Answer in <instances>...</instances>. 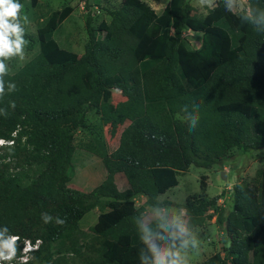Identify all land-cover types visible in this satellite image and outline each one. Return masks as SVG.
Returning a JSON list of instances; mask_svg holds the SVG:
<instances>
[{"label": "trees", "instance_id": "obj_1", "mask_svg": "<svg viewBox=\"0 0 264 264\" xmlns=\"http://www.w3.org/2000/svg\"><path fill=\"white\" fill-rule=\"evenodd\" d=\"M245 1L248 15L214 0L202 16L192 15L186 0H169L159 15L141 0H121L97 28L87 16L81 55L53 38L70 6L42 21L35 39L24 32L27 49L36 43L39 51L3 77L0 139L15 142L0 148V226L42 241L27 264H153L154 249L143 240L147 221L162 243L172 241L159 230H175L161 223L165 213L146 219L145 209L172 207L184 212L190 232L216 214L228 246L198 264H264V171L233 186L227 212L219 196L207 195L205 176L200 193L183 204L158 201L190 167L210 169L235 150H264V0ZM30 2L35 7L37 0ZM187 31L201 35L199 48L187 46ZM88 114L98 124L89 125ZM120 127L110 152L104 129L115 137ZM77 149L99 159L105 172L88 193L70 188ZM120 173L123 192L114 182ZM137 197L146 198L139 207ZM92 210L99 213L85 234L79 222ZM41 217H50L48 224Z\"/></svg>", "mask_w": 264, "mask_h": 264}, {"label": "rangeland", "instance_id": "obj_2", "mask_svg": "<svg viewBox=\"0 0 264 264\" xmlns=\"http://www.w3.org/2000/svg\"><path fill=\"white\" fill-rule=\"evenodd\" d=\"M141 1L146 2L159 15L169 0ZM186 1L194 9L191 13L192 15L204 16L206 14V8L210 9L214 7V0H204L205 6L201 3V0ZM227 1L229 4H232L231 9L236 15L249 14V7L245 0ZM120 2L121 0H37L36 6L32 7L30 0H22V4L24 5L23 12L28 17V22L22 24V27H24L25 33L32 35L35 39L36 29L41 25L42 21L52 12L59 11L65 6H70L73 8V13L55 31L53 38L62 49L81 55L88 38L85 29L87 16L89 15L91 18L92 27L97 28L102 21L109 22L110 18L107 15V11L117 9ZM184 41L189 48L197 49L200 46L201 35L187 31L184 33ZM38 51L39 47L36 43L31 51L27 49V44L22 46V54L13 55L5 62L9 68L8 74H13L18 71ZM121 100L120 93L114 91L113 103H118ZM242 112L247 113L245 109ZM87 118L89 125L98 124V118L93 114H88ZM123 128H119L115 137H111L107 129H104V139L110 152L117 147L119 134ZM85 130L87 128H83L77 132L76 143L82 135H85ZM260 170L264 171V150L250 154H245L241 150H235L225 162L217 164L210 169L190 167L188 171L178 176V185L160 196L159 201L166 200L177 205L183 204L188 195L200 193L199 179L205 176L207 195L209 197L219 196L220 199L217 205L224 212H227L232 203L231 193L233 186L236 183L250 182L255 177L257 171ZM222 173H225V180L221 177ZM68 175L71 179L70 188L84 193H88L102 184L105 178L100 160L81 149L76 150ZM119 176L123 177L118 178V189L121 191V182L124 183L126 180L123 175ZM142 201L143 199L138 198L136 200V206H141ZM170 209L175 210L178 215L183 212L176 207ZM166 212L167 210H151L146 208L144 215L149 218L151 215L164 214ZM97 215L98 211L92 210L81 219L79 225L83 233H88L87 230L95 224ZM214 216L216 217L215 212L209 222L191 232L201 241V244L199 245L198 251L193 249L191 244H189L186 251L190 253V264H198L217 253L221 254V256L224 255L223 249L227 248L228 244L222 240L223 230L219 225L215 224ZM181 219L184 220V212ZM186 238L188 237L186 236Z\"/></svg>", "mask_w": 264, "mask_h": 264}, {"label": "clouds", "instance_id": "obj_3", "mask_svg": "<svg viewBox=\"0 0 264 264\" xmlns=\"http://www.w3.org/2000/svg\"><path fill=\"white\" fill-rule=\"evenodd\" d=\"M231 7L232 4H229V10H231ZM23 8L24 5L20 0H0V58H3V60H0V93L4 92L6 82L3 77L9 71L5 61L13 55L22 54V46L27 44V41L23 39L25 33L22 24L28 22V17L24 14ZM262 16H264V13H262ZM8 87L14 89L15 84H8ZM6 143L11 144L13 142L0 139V145ZM165 215L167 218L162 220L161 223L175 231L169 232L160 229V236L168 237L172 242L170 244L162 243L159 237L153 235L151 221H147L148 230L145 232L143 239L145 247L150 244L154 249V264H190V253L186 250L191 244L192 248L198 251L201 241L185 227L186 222L181 219L183 212L178 215L175 210L169 209ZM41 218L45 224H48L50 217ZM64 223V220H57L58 225ZM185 236L188 238H185ZM21 239L19 235L9 234L8 227L0 226V264L11 262L17 256V241ZM177 240L180 241L179 246L176 244ZM41 243L42 241L37 240L34 246L31 241L24 240L25 247L22 251H32ZM141 255H143V252ZM147 258L145 257V259Z\"/></svg>", "mask_w": 264, "mask_h": 264}, {"label": "built area", "instance_id": "obj_4", "mask_svg": "<svg viewBox=\"0 0 264 264\" xmlns=\"http://www.w3.org/2000/svg\"><path fill=\"white\" fill-rule=\"evenodd\" d=\"M12 137L14 138L15 135H13ZM6 141H12L13 143H11V144L6 143L4 145H0V148L4 147V146H6V147H13L14 146L15 141L13 139L6 140ZM24 240L31 241L32 245L35 246L36 241L40 240V239H36V240L21 239V240H18L17 245H18V248L20 249L19 253L17 252V256L11 262H5V264H27L28 262H30L33 259L34 253H36L40 249L42 243L40 245H38L37 247H35L34 250L25 252V251H22L23 248L25 247ZM67 257H73V255L69 254V255H67Z\"/></svg>", "mask_w": 264, "mask_h": 264}, {"label": "crops", "instance_id": "obj_5", "mask_svg": "<svg viewBox=\"0 0 264 264\" xmlns=\"http://www.w3.org/2000/svg\"><path fill=\"white\" fill-rule=\"evenodd\" d=\"M119 175H123V174H116L115 175V177H114V182H115V185H116V187H117V189H118V178L120 177V178H123L122 176H119ZM124 176V175H123ZM104 177H105V172H104ZM125 178V177H124ZM123 180V179H122ZM126 180V179H125ZM121 188L120 189H122L121 191L118 189V191H120V192H123V191H125V190H127L128 189V185H127V182H124V183H122L121 182V186H120ZM143 199V201L141 202L142 203V205L145 203V200H146V198L145 197H137L136 199H135V206H136V200L137 199ZM158 201H159V198H158ZM137 207V206H136ZM99 213V212H98ZM154 215H161V214H154ZM98 216V215H97ZM153 215H151V217H152ZM145 218H148V217H146L145 216ZM150 218V217H149ZM148 218V219H149ZM81 229V228H80ZM82 230V229H81Z\"/></svg>", "mask_w": 264, "mask_h": 264}, {"label": "water", "instance_id": "obj_6", "mask_svg": "<svg viewBox=\"0 0 264 264\" xmlns=\"http://www.w3.org/2000/svg\"><path fill=\"white\" fill-rule=\"evenodd\" d=\"M221 177H222L223 180H225V173H222Z\"/></svg>", "mask_w": 264, "mask_h": 264}]
</instances>
